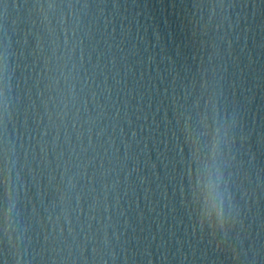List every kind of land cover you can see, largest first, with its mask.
<instances>
[{
	"label": "water",
	"instance_id": "obj_1",
	"mask_svg": "<svg viewBox=\"0 0 264 264\" xmlns=\"http://www.w3.org/2000/svg\"><path fill=\"white\" fill-rule=\"evenodd\" d=\"M0 264H264V0H0Z\"/></svg>",
	"mask_w": 264,
	"mask_h": 264
}]
</instances>
